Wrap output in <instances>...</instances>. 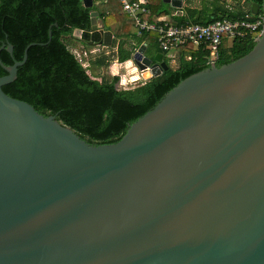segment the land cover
Here are the masks:
<instances>
[{"label":"water","instance_id":"obj_1","mask_svg":"<svg viewBox=\"0 0 264 264\" xmlns=\"http://www.w3.org/2000/svg\"><path fill=\"white\" fill-rule=\"evenodd\" d=\"M98 17L74 36L109 48ZM255 41L103 145L3 91L36 44L10 67L0 59V264H264V32ZM145 52L131 60L143 80L169 70Z\"/></svg>","mask_w":264,"mask_h":264},{"label":"trees","instance_id":"obj_2","mask_svg":"<svg viewBox=\"0 0 264 264\" xmlns=\"http://www.w3.org/2000/svg\"><path fill=\"white\" fill-rule=\"evenodd\" d=\"M230 1L237 5L236 11L229 5ZM240 1L212 0L201 10L186 5L184 15L174 17V10L163 0H147L150 15L142 19L157 24L171 15L176 25L186 22L209 25L224 18L234 20L252 15L248 6H240ZM245 1L247 5L260 7L263 3V0ZM93 12L99 13L98 20L104 30L114 34L109 48L87 46L74 36L76 30H91ZM256 38L257 35L235 40L231 45L224 40L217 66L247 55L255 47ZM8 44L14 47L13 57L6 49L0 53L7 67L22 61L26 48L36 45L29 48L28 60L19 68L15 82L3 87V91L29 103L46 117L56 116L59 122L92 145L117 143L130 125L152 110L181 81L210 67L207 63L209 52L203 47L188 44L179 48L172 58L160 50L157 33L144 32L139 36L137 27L123 12L121 0H94L93 8H85L82 0H0V49ZM76 44L87 50L99 48L89 59L88 68L75 57L72 50ZM143 45L149 58L163 55L169 70L129 89L119 88L120 76L93 77L89 74L91 68L108 69L113 62L123 64L132 60ZM173 60L176 67L172 66ZM6 75L0 65V78ZM136 78L131 77V80L136 81Z\"/></svg>","mask_w":264,"mask_h":264},{"label":"built area","instance_id":"obj_3","mask_svg":"<svg viewBox=\"0 0 264 264\" xmlns=\"http://www.w3.org/2000/svg\"><path fill=\"white\" fill-rule=\"evenodd\" d=\"M123 12L127 14L138 29V35L144 32H155L158 34L159 48L163 53H171L188 44L195 48L203 47L209 52L207 57L208 65L216 64L221 58V47L224 40H243L252 36H260L264 32V13L258 15H246L237 19L224 18L209 25L193 24L186 22L183 24H173L172 20L162 18L159 23H150L143 20L142 16L150 15L147 8V0L131 2L121 0ZM179 11V10H178ZM182 11V10H180ZM184 13H175L176 16H183ZM99 52V48L87 50L83 46L73 49L77 60L85 67H89V59ZM176 54V52H175ZM139 74V72L137 71ZM126 78V77H125ZM145 81L139 74L138 80ZM119 84L125 87L127 82L122 79Z\"/></svg>","mask_w":264,"mask_h":264},{"label":"rangeland","instance_id":"obj_4","mask_svg":"<svg viewBox=\"0 0 264 264\" xmlns=\"http://www.w3.org/2000/svg\"><path fill=\"white\" fill-rule=\"evenodd\" d=\"M212 0H189L187 2V5L188 7H191V8H196L197 10H201L203 9L206 5H210V2ZM229 5L233 8L234 11H236L238 8H237V5L230 1L229 2ZM240 6L242 7H246L247 8V3L245 0H241L240 1ZM228 41V44L231 45L232 44V41L231 40H227ZM82 46L80 44H76L75 48H78L80 49ZM74 48V49H75ZM72 50V49H71ZM73 51V50H72ZM176 51H172L171 53L168 54L169 55H174ZM120 64V63H119ZM115 67V64L113 62V64L111 65V67H109L108 69H101V70H97V69H94V68H91L89 70V74L93 77H96V76H102L104 74H108V75H111V76H120V81L123 79L124 82H127V85L124 87V89H129V88H133V87H136L137 85H139L142 80H139V81H133L131 80V74H130V69L128 68H124V67H121V69H117V72L114 71V68ZM118 68V67H117ZM126 77V78H125ZM119 88H123L119 85Z\"/></svg>","mask_w":264,"mask_h":264},{"label":"crops","instance_id":"obj_5","mask_svg":"<svg viewBox=\"0 0 264 264\" xmlns=\"http://www.w3.org/2000/svg\"><path fill=\"white\" fill-rule=\"evenodd\" d=\"M187 5V4H186ZM170 7V6H169ZM171 8V7H170ZM184 9H185V7H184ZM184 9L182 10L183 11V13H185L184 12ZM174 11L172 12V16H174V14L175 13H181L182 14V11H178V10H175V9H173ZM171 15H169V16H167L166 18H164V19H166V20H171V17H172ZM98 23H99V25H102V23H101V21H98ZM81 45V44H80ZM82 46V45H81ZM145 56H146V54H145ZM175 56V54L174 55H169V57H174ZM159 58L161 59V58H163L162 56H159ZM114 64H115V67L113 68L114 69V71L115 72H117V69H121V67H124V68H128V69H130V74H131V77H134V76H137V77H139V74L137 73V69L135 68V66L132 64V61L130 60V61H128V62H126V63H123V64H119L117 61L116 62H114ZM172 66H174V67H176L177 66V63H176V61L175 60H173L172 61ZM116 67H118V68H116Z\"/></svg>","mask_w":264,"mask_h":264},{"label":"flooded vegetation","instance_id":"obj_6","mask_svg":"<svg viewBox=\"0 0 264 264\" xmlns=\"http://www.w3.org/2000/svg\"><path fill=\"white\" fill-rule=\"evenodd\" d=\"M251 6H252V4L250 5V4H248V9H250L251 10Z\"/></svg>","mask_w":264,"mask_h":264},{"label":"bare ground","instance_id":"obj_7","mask_svg":"<svg viewBox=\"0 0 264 264\" xmlns=\"http://www.w3.org/2000/svg\"><path fill=\"white\" fill-rule=\"evenodd\" d=\"M136 79L138 80V77Z\"/></svg>","mask_w":264,"mask_h":264}]
</instances>
